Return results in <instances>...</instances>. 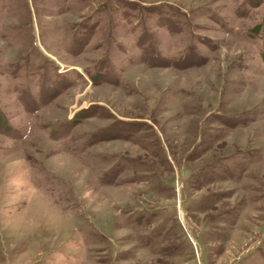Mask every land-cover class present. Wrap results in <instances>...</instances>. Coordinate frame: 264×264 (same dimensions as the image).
<instances>
[{"label": "rangeland", "instance_id": "1", "mask_svg": "<svg viewBox=\"0 0 264 264\" xmlns=\"http://www.w3.org/2000/svg\"><path fill=\"white\" fill-rule=\"evenodd\" d=\"M0 264H264V0H0Z\"/></svg>", "mask_w": 264, "mask_h": 264}, {"label": "bare ground", "instance_id": "2", "mask_svg": "<svg viewBox=\"0 0 264 264\" xmlns=\"http://www.w3.org/2000/svg\"><path fill=\"white\" fill-rule=\"evenodd\" d=\"M165 134V133H164Z\"/></svg>", "mask_w": 264, "mask_h": 264}]
</instances>
